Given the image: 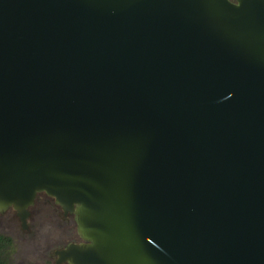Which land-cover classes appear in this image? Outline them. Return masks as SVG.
<instances>
[{
  "label": "water",
  "instance_id": "water-1",
  "mask_svg": "<svg viewBox=\"0 0 264 264\" xmlns=\"http://www.w3.org/2000/svg\"><path fill=\"white\" fill-rule=\"evenodd\" d=\"M44 191L55 264H264V0H0V210Z\"/></svg>",
  "mask_w": 264,
  "mask_h": 264
},
{
  "label": "rangeland",
  "instance_id": "rangeland-1",
  "mask_svg": "<svg viewBox=\"0 0 264 264\" xmlns=\"http://www.w3.org/2000/svg\"><path fill=\"white\" fill-rule=\"evenodd\" d=\"M44 198H38L28 219V229L22 226L19 218L10 221L8 230L15 239L11 249V264H55V251L65 247L79 238L77 227L72 228L69 219L55 205V199L41 205ZM41 201V202H40ZM51 201V202H50ZM6 215L0 213V231L5 225Z\"/></svg>",
  "mask_w": 264,
  "mask_h": 264
},
{
  "label": "flooded vegetation",
  "instance_id": "flooded-vegetation-1",
  "mask_svg": "<svg viewBox=\"0 0 264 264\" xmlns=\"http://www.w3.org/2000/svg\"><path fill=\"white\" fill-rule=\"evenodd\" d=\"M232 1L236 2V0H232ZM39 197L40 198H44V199H42L43 203L40 201L41 205L48 204L49 203L48 200L55 199V198L51 197L50 195H48L45 191L44 192H40V193H38V195L36 197L35 203L30 207V209L33 206H35L36 201H37V199ZM55 205L61 209V211L63 213V217H65L64 219H66V220L69 219V218L72 219V220L69 221L71 225L73 224L72 228H74V226H75V228L77 227V232H78L79 238L76 241L69 243L68 245H70L72 243H82V242H84L85 240L81 237V235L79 234V231H78V223H77V220H76V214L72 213V212L66 213L64 211V209L62 208V206L56 202V200H55ZM0 213H4L6 215L5 221L7 222L6 225L4 223H2L3 230L0 231V259H5V260L8 261L9 264H11L12 262H11L10 254L12 253L11 249H12L13 245L15 244V239L10 234V232L8 230L11 229L10 221H12V220L14 221V218H17V219L19 218V220H21V219H20V217L18 215V211L15 208H13V207L8 208L7 210H2V211L0 210ZM30 216H31V210H30ZM30 216H29V218H30ZM68 245H66L65 247H67ZM65 247H63V248H65ZM55 256H56V251H55ZM56 258H57V256H56ZM64 264H69V263L66 262Z\"/></svg>",
  "mask_w": 264,
  "mask_h": 264
},
{
  "label": "trees",
  "instance_id": "trees-1",
  "mask_svg": "<svg viewBox=\"0 0 264 264\" xmlns=\"http://www.w3.org/2000/svg\"><path fill=\"white\" fill-rule=\"evenodd\" d=\"M0 264H9L7 260L5 259H0Z\"/></svg>",
  "mask_w": 264,
  "mask_h": 264
}]
</instances>
